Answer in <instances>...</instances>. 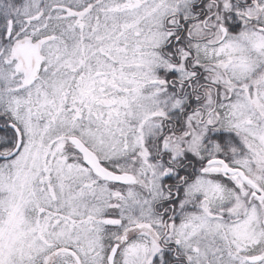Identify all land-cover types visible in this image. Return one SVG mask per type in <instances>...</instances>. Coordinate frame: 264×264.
<instances>
[{"label": "snow or ice", "instance_id": "snow-or-ice-1", "mask_svg": "<svg viewBox=\"0 0 264 264\" xmlns=\"http://www.w3.org/2000/svg\"><path fill=\"white\" fill-rule=\"evenodd\" d=\"M0 264H264V0H0Z\"/></svg>", "mask_w": 264, "mask_h": 264}]
</instances>
